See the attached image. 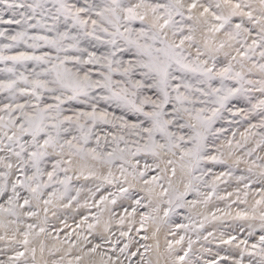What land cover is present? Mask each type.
I'll use <instances>...</instances> for the list:
<instances>
[{
	"label": "snow or ice",
	"instance_id": "6c2138e0",
	"mask_svg": "<svg viewBox=\"0 0 264 264\" xmlns=\"http://www.w3.org/2000/svg\"><path fill=\"white\" fill-rule=\"evenodd\" d=\"M0 25L7 26L0 28V226L38 218L34 209L41 206L47 224L48 206L55 201H67V207L79 204L83 188L73 181H100L95 191L88 189L94 199L90 207L110 218L102 231L97 229L100 215L93 213L92 223L88 216L82 219L88 235L95 233L99 242L92 244L75 231L59 241L57 232L55 238L68 245L65 255L79 249L83 255L75 256L76 264L97 253L99 264H132L133 257H138L135 264H153L146 256L152 245L140 244L132 251L131 242L120 247L118 239L113 241L111 219L116 214L109 205L129 196L134 184L142 185L147 197L133 204L151 210L140 214L139 233L147 232V221L157 220L153 213L162 211L160 221L168 223L176 209L207 204L216 192L214 184L203 201L186 197L192 192L199 196L200 187L209 186L204 178L211 169L205 163H226L223 152L214 155L209 148L210 138L226 131L214 125L228 111L245 120L259 117L240 140L233 132L227 142L235 165L244 163L249 173L235 177L245 189L244 199L237 195V200L247 204L253 193L251 213L237 217L259 223L248 225L246 238L221 236L220 243L238 250L233 264H244L245 256L252 258L248 264H264V156L256 154L264 151V0H0ZM238 99L250 107L233 111L229 105ZM256 137L254 146L247 147ZM232 175L229 170L215 179ZM254 183L259 190L252 188ZM105 184L117 186V194L95 201V192ZM129 207L130 213L123 208L125 216L134 218L137 207ZM212 217L216 219L215 213ZM175 229L167 233L173 239H165L164 264H195L193 244L201 239L203 221L193 224L196 241L187 236L186 247V235L179 232L187 233L189 224ZM159 231L157 227L153 238ZM16 232L24 250L0 264H19L21 258L27 264L29 251L35 261L29 237L47 229L28 223ZM130 232L120 231V236ZM213 235L208 232L203 239ZM81 240L83 247L77 243ZM103 245H109L111 255L99 251ZM155 252V264H160L158 241ZM65 255L52 264H64ZM227 259L218 255L205 264Z\"/></svg>",
	"mask_w": 264,
	"mask_h": 264
},
{
	"label": "bare ground",
	"instance_id": "6f19581e",
	"mask_svg": "<svg viewBox=\"0 0 264 264\" xmlns=\"http://www.w3.org/2000/svg\"><path fill=\"white\" fill-rule=\"evenodd\" d=\"M257 97H259V94H255ZM230 104H232V107L234 108V111H237L241 108L247 109L250 107V105L242 100H233ZM242 126L240 128L232 127L230 129V132L228 133L229 136L225 135V132L219 134L218 137L210 138L213 143L210 145L209 151L211 154L219 155L221 152H223L222 159L226 161V163H212L207 162L204 165L205 169H211L210 172L205 176V180L207 181L209 186H201L199 191L200 195L198 196L195 192L190 193L193 200L196 201H203L204 196H206L208 193L212 191L211 185H215L216 192L212 196L211 200L207 204H204L202 202L196 203L195 207H190L186 205L182 209L183 215L186 217L184 224H189L190 230L185 233L183 229L180 230L179 235H186V241H185V247L187 246V236H191L193 241H196L197 232L192 231L193 224L198 225L199 222L203 221L204 223V229L199 230V234L201 236V239L193 244V254L191 255V260L195 262V264H205V261H210L213 259H217L219 256H227V260L221 261V264H233V261L235 259L239 258V252L238 250H235L233 246L231 245H225L220 243V238L223 236L224 239H227L230 235L236 236L239 239H244L247 237L248 232V225L250 223H256L258 224V221H252V220H244L237 217V213L248 211L251 213V204L253 202V193L250 192L248 196V203H241L240 200L244 199V191L243 185L238 183L235 179L236 176L241 175H249L247 173V165L244 163H241L238 167L234 163V158L232 156H229L228 153L230 149L228 148V140H232L233 136L232 133L235 132V140L241 139V133H244L245 130L249 127V124H257L259 123V117L258 116H250L248 119H242L241 120ZM215 128H223V124H221L218 127ZM256 138H251L247 147L251 148L255 144ZM243 150H240L239 152H235V155H241ZM258 155L264 156V151H261L257 149ZM229 170L233 172V175L231 177L225 176L221 178V181L216 180L215 178L217 176H220L221 173H227ZM119 175V173H117ZM83 181V185L80 187L83 188V191L80 194L79 197V204H77L76 201H73L75 204H73L70 207L65 206L67 204V201H55L53 205H49V210H58L62 209V211H65L67 213H75L78 212V208L82 207L84 209V216H88V223H92L93 216L92 214L95 213L97 215H100L99 210L96 207H90L94 203V199L91 193H89V184L91 182H100L95 180H88L85 181L83 178H81ZM101 183V182H100ZM124 187H128L127 184L123 185ZM176 186L180 191H183V185L180 183V180H176ZM103 189V192L101 193L107 194L108 192L104 190V188L108 189L109 191L114 190L117 188V186L112 185H103L101 187ZM143 186L134 184L133 187L129 189V193H145L142 191ZM230 188L232 191H230ZM240 189L239 193H237V189ZM253 189L259 190L260 184L254 183L252 185ZM232 193V196H228V193ZM96 193V192H95ZM75 194V193H73ZM116 194V193H115ZM147 195V193H146ZM237 195H239L240 200H237ZM127 196H120L117 200L121 199L122 202H127ZM255 198H259L256 196ZM99 199H95V201H98ZM87 201V203H85ZM100 207H104V205H100ZM110 208L113 209L116 216L115 218L111 219V231L113 232L114 229H117L119 226L123 227L125 230L127 228H132V230L135 233L134 237L136 241L138 242V237L142 240V242H146L153 246V251L149 252V259L153 261V264H155V261L157 259V254L155 252V245L157 241L160 244V264H164V250L166 247L165 239H173V237L168 236L167 233L172 230L175 231L176 222L173 220L175 212H173L168 220L169 223H162L160 221V217L163 216V212L161 211L159 214L153 213V215L157 216V220L155 222L153 221H147L145 223V227L147 228V232L140 231L137 232V229L140 228V214L138 213L133 218L132 216H125V213L123 211L124 206H121L119 208H114V205H109ZM116 209V210H115ZM39 211V217L38 218H32V219H26L21 218L24 220V223L19 224H7V226H0V235H5L8 237L15 236V240H21L23 237L19 234V232H16L17 227L21 231L25 230L26 224L28 223H36L38 226H41L43 224L42 220V214H43V206L39 209H34ZM129 213L131 212V209H128ZM151 209L147 208V211L143 212H149ZM212 213H215L216 219H213ZM227 213V214H226ZM121 216H125V223L124 225H120L119 218ZM188 217L191 218V221L188 219ZM109 214L108 212H104L103 215H100L101 224L97 226V229L102 231L104 227V222L109 220ZM206 218V219H205ZM12 219V218H9ZM130 220H134L133 223H129ZM118 222V223H116ZM159 227L160 231L156 234V237L153 238L152 233L156 230V228ZM34 233L38 232L37 228L33 230ZM116 231V230H115ZM208 232H213V236L209 237L208 240H204L203 236H206ZM118 233V232H117ZM116 235V232H114ZM113 236V240H115L117 237ZM119 235V233H118ZM147 235L149 238L147 240H144L143 237ZM30 244L29 249L32 247L36 248V259L35 263L37 264H52L51 257L57 256V261L60 260V257L62 255H65L64 250L67 249L66 245H55L53 241L44 239L41 234L39 236H30ZM41 243L44 245V252L41 254L40 252V246ZM140 243V242H139ZM80 245V244H79ZM22 246V245H21ZM23 247V246H22ZM60 249V251H56V249ZM103 250V248H101ZM206 249H210V251H206ZM86 251V250H85ZM54 253V254H53ZM76 255H83V253L80 252L79 249L73 250L71 255H65L64 264H67L68 260H73V264H76L75 262V256ZM69 256H72L71 259H69ZM26 259L32 260L31 252L26 253ZM95 260L97 264H99V261L101 260V257L97 254L85 256L83 261L80 262V264H88L89 260ZM252 259L248 256L244 257V264H248L249 260ZM33 261V260H32Z\"/></svg>",
	"mask_w": 264,
	"mask_h": 264
},
{
	"label": "rangeland",
	"instance_id": "374dc122",
	"mask_svg": "<svg viewBox=\"0 0 264 264\" xmlns=\"http://www.w3.org/2000/svg\"><path fill=\"white\" fill-rule=\"evenodd\" d=\"M4 18L5 19L8 18L7 13H5ZM4 27H7V26L6 25H0V28H4ZM13 27H15V26H13ZM2 67H3V65H0V68H2ZM3 78H4L3 74H0V79H3ZM229 107L232 108V110L234 111L232 104H230ZM242 119L243 118L239 115L233 116L232 113L225 111L223 113L222 118L217 121V123L214 125V127H218L221 124H223V128L226 130V131H224L225 135L229 136L228 133L230 132V129L232 127L240 128L242 126V123H241ZM73 184L75 187L79 188L81 185H83V181H82V179L79 181H73ZM97 184H100V182H91L89 184V189L91 188V189H93V191H95V186ZM104 190L107 191L108 193L107 194L101 193V191L103 192V189L101 188V190L99 192L95 193V199H99L100 196H107V195H109V193H113V194L116 193L117 194V188H115L112 191H109L106 188H104ZM230 191H232L231 188H230ZM129 196H130V198H129ZM129 196H127L128 197L127 202H122L123 200H121V199L117 200V203H116V205H114V208L117 209L121 206H124L125 208L127 207L128 209H131V207H129V205H132L133 207H137L138 213H143V212L147 211V208L142 207V206H136L133 204V201L135 199H139L141 197H147L146 193H140V192L132 193V194L129 193ZM186 199L188 201H191V199H192L191 195H188L186 197ZM143 203H145V204L147 203V198L143 201ZM73 204L76 205V203H74V202H73ZM162 207H166V205H163ZM78 210H79L78 212H75L73 214L62 211L61 208L58 210H49L47 213V224L44 223L45 213L43 212V214L41 216L42 220H43V224L41 226L46 227L47 232L41 233V236L44 239L53 241V243L55 245H66L68 247L67 244H61L59 241H63L66 238L67 233L75 231V232L80 233L82 236H88V239L90 241H92V244L98 243L99 242L98 238L93 239V236H95V233H93L92 236H89L88 231H87V225L85 223H82V219L84 217V209L82 207H79ZM173 220L177 224H184L185 223L186 217L183 215L182 209H176ZM173 220H168V223L170 221H173ZM116 223H118V222H116ZM78 224L80 225L79 228L77 227ZM65 225H67V227H65ZM128 230H129V228H127L125 230L123 227L119 226L117 229H114V231L112 232V233L116 232L115 236L117 238L115 240L118 239L120 241V245H119L120 247H122L125 243L131 242V250L135 251L139 247L140 244L146 243V242H142L140 237H138L139 241L138 242L136 241V239L134 237L136 232H134L132 230V228H131V232L129 233L128 237H121L120 236V231H128ZM172 230H174V229H172ZM37 231H39V227H37ZM57 232H59V241L55 238L57 235ZM117 232L119 233V235ZM0 237H4V239H0V260L7 261L10 256H13L15 254V251H18V250L23 251L24 250L23 247L19 243H17L16 240H13L11 237H8V236L2 235V234L0 235ZM72 239L76 240V236L73 235ZM115 240H113V241H115ZM77 243L80 244L81 247L84 246V242L82 240L77 241ZM92 244H88L87 247H91ZM146 244H148V243H146ZM102 248H103V250L100 249L99 251H108L109 255L112 254L111 251L109 250V245H103ZM84 250H87V248H85ZM117 251H118V249H117ZM141 251H143V249H141ZM97 255H99V254L97 253ZM146 256L149 258L148 253L146 254ZM71 257L72 256H69V259H71ZM57 259H58L57 256L53 255L51 257L52 261H57ZM104 259L106 260L107 257L105 256ZM137 259H138V257H133L132 258V264H135V261ZM121 260H124V257H121ZM19 264H25V258H21V261L19 262ZM27 264H37V263H35L32 260L27 259ZM124 264H128V261L125 260Z\"/></svg>",
	"mask_w": 264,
	"mask_h": 264
}]
</instances>
